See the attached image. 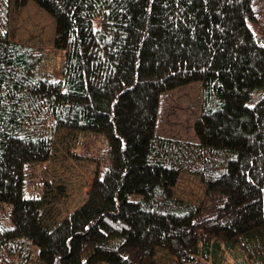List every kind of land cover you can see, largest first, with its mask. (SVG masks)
I'll list each match as a JSON object with an SVG mask.
<instances>
[{"label":"trees","instance_id":"16d2710c","mask_svg":"<svg viewBox=\"0 0 264 264\" xmlns=\"http://www.w3.org/2000/svg\"><path fill=\"white\" fill-rule=\"evenodd\" d=\"M30 1L63 78L0 26V264H264V0H6V21ZM194 82L196 140L156 134L162 95ZM60 131L102 134L108 159L61 218L66 185L23 195Z\"/></svg>","mask_w":264,"mask_h":264},{"label":"rangeland","instance_id":"374dc122","mask_svg":"<svg viewBox=\"0 0 264 264\" xmlns=\"http://www.w3.org/2000/svg\"><path fill=\"white\" fill-rule=\"evenodd\" d=\"M259 2L261 3V0ZM5 5L6 0H0L1 30L7 29L13 41L45 52L36 69L38 75L62 80L63 53L61 50H55L53 45L54 19L30 1L19 12L11 9L6 21ZM200 88V82H194L162 95L156 134L181 140H196L193 123L198 116ZM257 91L252 94L253 97L256 96ZM65 133L67 132L57 133L55 139L58 138V142L54 147L53 157L35 166L26 179L23 191L24 197L30 198L41 194L42 182L66 185L69 190L68 196L56 205L59 218L73 211L85 199L97 163L102 164L101 172L108 165L106 140L102 134L77 131L74 139L75 134L63 137ZM70 135L72 136L69 137ZM71 153L78 157L75 159ZM173 193L184 202L198 205L205 195V187L197 177L181 174L173 188Z\"/></svg>","mask_w":264,"mask_h":264}]
</instances>
